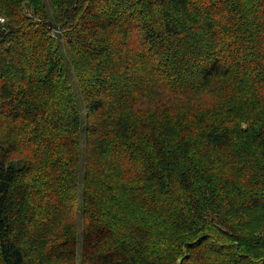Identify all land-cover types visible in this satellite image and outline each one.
I'll return each instance as SVG.
<instances>
[{"label":"trees","instance_id":"16d2710c","mask_svg":"<svg viewBox=\"0 0 264 264\" xmlns=\"http://www.w3.org/2000/svg\"><path fill=\"white\" fill-rule=\"evenodd\" d=\"M0 264H264V0H0Z\"/></svg>","mask_w":264,"mask_h":264},{"label":"rangeland","instance_id":"374dc122","mask_svg":"<svg viewBox=\"0 0 264 264\" xmlns=\"http://www.w3.org/2000/svg\"><path fill=\"white\" fill-rule=\"evenodd\" d=\"M68 66H69L70 73H71L72 85H73L74 90H75V92H76V94H77V97H78L79 99H81L82 97H81L80 89H79L78 82H77V80H76V77H75L74 71H73V69H72V67H71V64H68ZM81 104H83V103H81Z\"/></svg>","mask_w":264,"mask_h":264}]
</instances>
